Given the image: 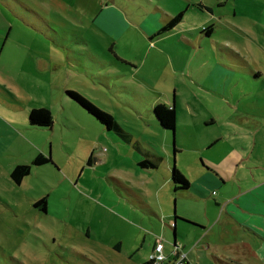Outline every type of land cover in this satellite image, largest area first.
Segmentation results:
<instances>
[{
	"label": "rangeland",
	"instance_id": "obj_1",
	"mask_svg": "<svg viewBox=\"0 0 264 264\" xmlns=\"http://www.w3.org/2000/svg\"><path fill=\"white\" fill-rule=\"evenodd\" d=\"M101 1L0 0V264H144L157 239L170 253L166 264L174 260L172 218L141 206H160L156 198L147 200L139 176L147 172L138 164L144 155L67 90L112 114L133 142L151 145L164 155V163L174 161L180 134L187 139V111L200 116L229 111L231 100L233 122L239 125L240 111L246 112L243 119L253 121L250 115L264 109V0H203L213 5L215 32L190 54L184 75L143 44L129 45L128 37L120 41V52L136 59L140 70L134 72L111 55L113 39L95 21ZM173 87L179 95L175 132L158 126L152 106L155 97L164 99L160 90L171 89L174 100ZM37 107L51 110L52 127L29 123V111ZM214 134L201 126L186 142L193 144L194 138L200 147ZM187 152L176 156L177 168L198 156ZM40 153L51 161L32 164ZM19 163L32 167L16 184L10 174ZM43 198L47 204L36 205ZM176 198L167 202L170 215L185 204L205 216L203 207ZM177 216L176 243L200 254L189 264H243L220 262L211 252L215 246L207 249L219 229L197 236L181 220L189 219ZM118 242L120 251L113 247Z\"/></svg>",
	"mask_w": 264,
	"mask_h": 264
},
{
	"label": "crops",
	"instance_id": "obj_2",
	"mask_svg": "<svg viewBox=\"0 0 264 264\" xmlns=\"http://www.w3.org/2000/svg\"><path fill=\"white\" fill-rule=\"evenodd\" d=\"M221 3L223 4L222 0L219 1V4ZM201 4L206 8L199 6ZM193 9H197L201 14H195ZM180 12H184L182 21L170 31L157 35L162 26ZM188 12L193 15V18L188 15ZM213 13V5L203 0H132L130 3H126L125 0H102L95 21L98 28L113 39L108 47L111 55L115 56L120 63L130 65L134 72L140 70L138 61L120 52V41L126 37H128L129 45L143 44L149 52H153L154 56L161 55L175 72L185 74L190 54L200 51L206 38L211 37L215 32ZM211 26L212 31L208 34L205 28ZM119 79L118 77L116 80ZM173 88L174 100L171 89L160 90L159 95L164 99L155 97L152 106L154 108L156 104L163 103L168 107H175L176 128L174 130L162 127L156 118L160 128L175 132L180 126L177 111L179 95L178 88ZM227 101L229 111H214L209 112V115L201 116L192 109L186 112L188 119L184 125L189 127L186 132L187 139L192 138L191 135L201 126L207 130L211 128L215 134L200 147L194 138L193 144L187 143L184 133L180 134L182 140H180L181 143L174 144L172 163L169 161L164 163L162 153L156 151L151 145L142 147L139 141L133 142L132 136L130 141L126 142L133 144L135 149L139 148L145 158L155 163L154 167L147 168L139 165L147 171L141 172L139 176L143 179L146 192H149L147 200L150 202L151 198H156L160 206L155 209L146 202L141 206L151 214L158 216L164 214L172 218L173 243L177 242L180 220L177 215L179 214L189 219L181 220L193 226L197 236H200V231L205 234L204 237H208L216 228L220 230V235L215 240H211L215 243L211 245L207 242L208 250L210 246H215L211 252L216 260L264 264V109L250 115L256 118L253 121L243 119L246 118L242 117L246 116L243 115L246 112L240 111L239 116L242 120L239 125H234L233 105L231 100ZM236 108V112H239V108ZM2 122L4 121L0 119V123ZM176 135L178 138V134ZM187 151H192L190 154L194 155L198 153V156L192 158L186 166L183 165L187 169L179 165L177 168L176 156ZM208 152L210 153L207 157L203 155ZM92 154L94 155V152ZM173 168L179 169L186 176L190 182L188 188H175L172 180ZM186 170L190 172L193 179ZM175 196L178 202L180 197L182 203L203 207L205 216L202 214V209L199 213L194 212L193 209H186L185 204L180 209L175 208L170 215L167 202L169 203ZM45 209H47L46 205ZM158 241V239L155 241L153 251ZM221 246L225 247L224 254L217 252ZM113 247L120 251L121 243H115ZM166 249L165 244V251ZM203 251L204 249H198V253ZM185 252L187 264L196 258L195 255L200 256L193 250ZM200 262L202 263V258Z\"/></svg>",
	"mask_w": 264,
	"mask_h": 264
},
{
	"label": "trees",
	"instance_id": "obj_3",
	"mask_svg": "<svg viewBox=\"0 0 264 264\" xmlns=\"http://www.w3.org/2000/svg\"><path fill=\"white\" fill-rule=\"evenodd\" d=\"M201 7L206 8L204 5H199ZM184 12H180L171 18L166 24L162 26V28L158 31L157 35H161L167 31H170L172 28L176 27L183 19ZM205 31L209 34L212 31V26L205 28ZM66 93L70 96L74 101L79 103L84 109H86L90 114H92L102 125H104L110 131L115 132L117 135L121 136L125 141H130L131 135L124 130L122 125L116 121L114 116L109 112L101 109L89 99L81 95L79 92L74 90H67ZM153 112L158 119L159 123L162 127L170 130H174L176 128V109L175 107H168L163 103L156 104L153 108ZM29 123L31 125H36L40 127H50L53 124V114L51 110L47 107H37L33 108L29 111L28 114ZM139 150V148H138ZM51 161L50 156H46L45 154H38L35 157L32 164L41 165ZM89 162L91 160L89 159ZM139 165L143 168L154 167L155 163L149 158H143ZM31 164H19L14 167L11 172V178L16 184H21L23 179L31 173ZM172 180L175 184L176 189H186L189 187L190 182L186 178V176L177 168H173L172 171ZM46 199L39 200L36 205L41 202H45ZM144 264H152L151 260L145 262Z\"/></svg>",
	"mask_w": 264,
	"mask_h": 264
},
{
	"label": "built area",
	"instance_id": "obj_4",
	"mask_svg": "<svg viewBox=\"0 0 264 264\" xmlns=\"http://www.w3.org/2000/svg\"><path fill=\"white\" fill-rule=\"evenodd\" d=\"M183 247L178 243H173L171 255L174 260L171 264H187V253L182 249ZM169 256L165 252V244L163 240H159L155 249L150 256L152 264H166Z\"/></svg>",
	"mask_w": 264,
	"mask_h": 264
},
{
	"label": "water",
	"instance_id": "obj_5",
	"mask_svg": "<svg viewBox=\"0 0 264 264\" xmlns=\"http://www.w3.org/2000/svg\"><path fill=\"white\" fill-rule=\"evenodd\" d=\"M51 127H52V125H51Z\"/></svg>",
	"mask_w": 264,
	"mask_h": 264
}]
</instances>
